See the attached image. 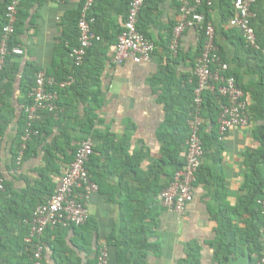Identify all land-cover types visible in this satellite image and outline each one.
Wrapping results in <instances>:
<instances>
[{"label":"crops","instance_id":"crops-1","mask_svg":"<svg viewBox=\"0 0 264 264\" xmlns=\"http://www.w3.org/2000/svg\"><path fill=\"white\" fill-rule=\"evenodd\" d=\"M205 2L211 3L207 12L219 54L244 93L249 123L215 142L212 134L218 135L217 127L201 116L205 152L193 184V202L181 216L162 207L159 192L184 163V149L176 159L173 152L170 163L168 148L181 142L185 118L192 112L189 81L199 33L186 30L178 56L172 58L169 44L179 19L177 4L148 0L138 26L154 43V54L149 62L126 60L117 65L113 49L128 0H96L94 31L101 42L88 50L84 65L73 70L60 43L75 37L83 0L25 4L22 30L16 36L23 55L12 57L7 66L11 83L0 120V175L5 180L0 264H33L26 247V221L49 198L43 173L54 183L59 178L45 171V150L55 142L67 152L68 140L77 146L86 135L82 123L87 114L94 115L87 135L94 143L87 169L98 190L90 197L83 226L45 231L41 264H96L102 243L108 247V264H231L245 256L248 264L256 263V246L247 242L256 240L264 251V222L250 202L255 192L264 199L263 76L256 55L241 48L238 35L227 25L232 0ZM251 10L257 51H264V0H254ZM39 70L60 80L74 71L75 84L59 96L65 110L59 128H52L41 141L25 144L17 164L24 145L21 110L28 99V82ZM56 157L63 174L67 165L61 164L60 153Z\"/></svg>","mask_w":264,"mask_h":264},{"label":"built area","instance_id":"built-area-1","mask_svg":"<svg viewBox=\"0 0 264 264\" xmlns=\"http://www.w3.org/2000/svg\"><path fill=\"white\" fill-rule=\"evenodd\" d=\"M25 0H11L4 14V25L0 35V74L8 56H22L20 47H10V40L15 32L18 9ZM177 4L179 19L172 32L169 53L176 58L179 52L180 38L189 29L204 34V43L193 68L192 112L187 122L188 136L185 141L184 163L177 170L167 188L159 195L162 207L168 211L183 215L193 202V184L204 157V145L200 137L202 128V95L214 93L218 97L219 114L217 131L221 139L233 128L246 127L249 113L243 91L237 86L234 77L226 76L228 64L221 58L215 43L216 30L210 21H206L199 10L204 6L203 0H174ZM96 0H83L77 21V44L70 48L68 59L73 70L83 66L88 50L101 42L94 31L95 18L92 14ZM146 0H128L126 19L116 37L113 49V61L120 65L126 60L138 64L149 62L154 54V43L138 30V22ZM254 0H232L233 16L228 26L236 29L243 38L247 48L259 50L253 27ZM211 3L207 2L206 6ZM264 56V51H260ZM75 84L74 71L62 80L39 70L34 75V86L28 94L30 104L23 108L24 145L18 152L16 162L23 158L25 144L41 136L37 124L42 115L47 113L57 120L64 109L59 105L60 92ZM0 90V95H1ZM2 105L0 103V116ZM1 141V133H0ZM94 143L89 136L78 145L73 161L59 179L51 196L32 211L26 221L29 231L26 247L32 256L33 264H41L43 254L42 236L48 229L66 230L83 226L89 217L90 197L97 192L98 186L92 180L87 165L93 155ZM5 193V180L0 175V201ZM257 212L264 222V199L256 200ZM108 247L102 243L98 247L96 264H108ZM256 264H264V251Z\"/></svg>","mask_w":264,"mask_h":264},{"label":"trees","instance_id":"trees-1","mask_svg":"<svg viewBox=\"0 0 264 264\" xmlns=\"http://www.w3.org/2000/svg\"><path fill=\"white\" fill-rule=\"evenodd\" d=\"M10 1L11 0H0V35H1L2 27L4 25L5 10H6L7 5L10 3ZM28 1L29 0L23 1L21 3V5H20L19 9H18L17 21H16V25H15V32H14V35L12 36V38L10 40V47L20 46V44L16 40V36L22 30L21 29V26H22V23H23V21L21 20V18H23L22 10H23L25 4ZM147 1L148 0H146V2ZM203 1H204V6L199 10V12L204 14L206 21H209L208 12H207L208 7L206 6L205 0H203ZM228 8H230V10H229V16H228V19H227V25H228L229 19L233 16V13H234L232 5L228 6ZM78 17H79V14H78ZM77 21H78V19H77ZM77 21H76V26H75L76 35H75V37H73V40H68L67 38H63L61 43H60V47L65 51V55H66L67 58H68V52H69L70 48L74 47L77 44V36H78V33H77ZM94 26H95V24H94ZM94 26H93V28H94ZM231 29L238 35L239 44H240L241 48H243L248 53H254V55H256V58L258 59L259 66L261 68V72H262V76H263L262 82L264 83V56L262 55V53L260 51H256V50L247 48L243 38L240 36L238 31L236 29L232 28V27H231ZM138 30L140 31L139 26H138ZM199 36H200V38H199V44H198V50H197V57L199 56V54L201 52V49H202V46H203V43H204V34H203L202 31L199 33ZM66 43H68L67 48H65V44ZM215 43H216V40H215ZM12 57H14V56H8V58L6 60V64L4 66V69H3L2 73L0 74V90L2 91L1 95H0V103H1V105H2V101H3L4 93L6 92L7 88L9 87V85L11 83V79L9 78L8 73H7V66H8L9 61L11 60ZM226 76H232L233 77V75L230 73V70H228V72L226 73ZM57 80H60V79H57ZM28 85L29 86H27V88H28L27 94H29V92L32 90V88L34 86V76H33V79L29 80ZM189 85L191 87V93L193 94V90H194V87H195V80L193 79L192 84H189ZM237 86H238V84H237ZM73 87H74V85L72 87H70V89H72ZM66 90L61 91L60 94L64 93ZM29 104H30V99L28 98L27 102H25L23 107H22V110H21L22 111V115H23V108L26 105H29ZM59 105L64 109L63 105H61L60 103H59ZM64 112H65V110L63 111V113L60 115V117L57 120L53 119L52 116L47 114V113L43 114L41 121L37 124V129L40 131L41 136L38 137V138L33 139L31 142H29L27 144L29 145L30 143H32L34 141H41L43 139V135H46V136L49 135L50 134V130L52 128H54V127H58L59 128V126L61 125V122H62L61 121L62 117L64 116ZM218 114H219V102H218L217 95L214 94V93H210V92H204V94L202 95V109H201V114L200 115L202 116V118H205V117L208 118L210 123L212 125H214L215 127H217ZM92 118H94L93 114L92 115H88V114L86 115V120H85L84 123H82V126L84 127V133L86 135L81 140L78 141L77 146H72L71 145L72 141H70V140H68L66 142L67 152L68 153L64 152V149L57 148L55 142H53L52 145L45 150L44 159H45L46 164H47V166L45 168L46 169L45 171L51 173L52 175H55V176L59 177L57 182L54 183V180H53L52 177H49L47 175V173H43L42 179H43V181L45 183L44 184L45 189L48 190V192H49V197L53 193V191H54L59 179L62 177V175H64V173L66 172V169H67V167H66L65 168V172L63 174H61L62 172H61V169H60V164L58 165L55 162V160H57V157H56L57 152L60 153L62 155V157H63V160L61 161V164H65V165L68 166L74 159V155H75V152H76V150L78 148L79 143L85 137H87V135L89 133V128H90V126L92 124V121H91ZM185 119H186L185 123H184L185 126L183 128L185 134L182 137L181 142L178 143L177 146H175L174 148H172V147L168 148V150H169V152H168L169 153V159H170L168 161L170 163L174 162V159H176V156L181 151H183V149L185 151V141H186L187 136H188L187 122H188L189 117L186 116ZM0 120H1V116H0ZM23 126H24V116H23V122H22V128H21L22 137H23ZM0 133H1V126H0ZM200 137H201L202 142H204L203 137L201 136V133H200ZM218 137L219 136L217 135V133L213 132V134H212L213 141L217 142L218 141ZM203 145H204V151H205V143H203ZM173 152L175 154V158L174 159H173V156L171 155V154H173ZM90 160H91V158H90ZM182 165L183 164H179L178 167L176 168V170L174 171V173L177 170H179L182 167ZM87 168H88V165H87ZM174 173L172 174L170 182L160 190L159 194L161 193V191L163 189L167 188L168 185L171 183ZM196 179H197V176H196ZM257 199H261V194H259V192H255V194L250 198V202H251V204H253V207H254L253 208V212L257 216L260 217L259 213L257 212V206H256V200ZM248 243H252V244H254L256 246L257 253H258V258H259L261 253L263 252L262 246L257 244L256 240L248 241L247 244ZM222 260L224 262L227 261L226 253H224V256H223ZM252 261H254V260H252ZM256 263H257V261H256Z\"/></svg>","mask_w":264,"mask_h":264},{"label":"water","instance_id":"water-1","mask_svg":"<svg viewBox=\"0 0 264 264\" xmlns=\"http://www.w3.org/2000/svg\"><path fill=\"white\" fill-rule=\"evenodd\" d=\"M248 257L245 256L244 258H240L235 262H231V264H248Z\"/></svg>","mask_w":264,"mask_h":264}]
</instances>
